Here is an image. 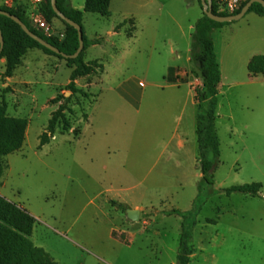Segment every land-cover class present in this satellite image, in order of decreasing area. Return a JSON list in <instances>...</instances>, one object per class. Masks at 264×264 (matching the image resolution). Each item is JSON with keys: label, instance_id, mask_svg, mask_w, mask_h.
<instances>
[{"label": "rangeland", "instance_id": "rangeland-1", "mask_svg": "<svg viewBox=\"0 0 264 264\" xmlns=\"http://www.w3.org/2000/svg\"><path fill=\"white\" fill-rule=\"evenodd\" d=\"M157 1L161 16L139 42L110 39L116 18L85 14L86 36L109 42L88 53L104 69L79 78L78 92L69 89L67 61L29 51L8 81L0 60V106L28 121L22 150L4 159L0 193L37 220L31 240L57 264H177L183 220L167 213L192 210L202 181L195 101L202 80L191 45L203 10L191 0ZM139 2L149 7L150 0ZM57 23L62 30L52 29L63 40L66 28ZM210 37L222 73L214 173L221 193L201 207L190 264H264V76L248 71L253 57L264 56V18L249 13ZM168 66L183 70L168 75ZM62 106L70 130L60 122L40 149ZM252 183L263 185L260 197L223 193ZM129 209L140 211V222L127 219Z\"/></svg>", "mask_w": 264, "mask_h": 264}, {"label": "trees", "instance_id": "trees-1", "mask_svg": "<svg viewBox=\"0 0 264 264\" xmlns=\"http://www.w3.org/2000/svg\"><path fill=\"white\" fill-rule=\"evenodd\" d=\"M247 2L233 15L241 12ZM203 10V17L195 25L192 35L191 61L200 74L202 85L195 90V101L198 105L196 133L200 157V170L202 181L198 186V197L194 202L193 209L188 212L173 210L167 213L169 216L182 218L181 236L177 251V264H190L191 257L195 253L193 244L194 229L201 207L213 196L220 194L214 189V173L220 164V141L216 130L219 88L222 82L221 68L218 63L215 45L210 37L214 29L228 23H217L210 20L204 14L201 0H198ZM111 0H86L83 12L75 10L70 0H57V7L67 18L82 27L85 48L75 60H68L53 53L51 50L40 45L29 37L22 28L11 18L0 15V30L4 38V49L0 60H5L3 78H13L17 69L22 66L23 60L29 51L40 50L45 55L67 61L72 65L69 89L78 92L76 81L95 75L104 67L99 61L85 62L86 50L93 45H99V40L90 41L84 36L83 17L84 13L96 14L103 18H109ZM0 11L10 13L18 17L31 32L58 48L61 53L72 56L79 48L78 31L62 21L54 12L51 0H45L40 6V11L49 23L53 19L60 20L65 28V37L59 40L56 37H47L42 31L34 27L29 16L16 7H0ZM213 12L216 15L227 17L230 15L219 13L213 4ZM249 13H255L264 17V8L254 4ZM248 13V14H249ZM251 76H264V56L253 57L248 64ZM60 122L64 124V131L70 130L68 121L64 115V107L53 115L49 121L46 132L41 136L40 149L48 144L54 137ZM28 121L21 118H13L7 115L6 107L0 106V177L5 171L4 159L22 150L27 136ZM263 185L260 183L245 184L225 189L226 196L242 194L248 197H260ZM202 197H204L202 199ZM37 220L22 207L0 196V264H57L44 249L36 247L31 240ZM126 234H121L120 239L125 240ZM113 237L118 238L116 232Z\"/></svg>", "mask_w": 264, "mask_h": 264}, {"label": "crops", "instance_id": "crops-1", "mask_svg": "<svg viewBox=\"0 0 264 264\" xmlns=\"http://www.w3.org/2000/svg\"><path fill=\"white\" fill-rule=\"evenodd\" d=\"M5 1L6 0H0V7L5 6ZM70 2H71V6L75 10H78L81 12L84 11L86 0H83V2L81 4H78L77 6L75 5L74 0H70ZM197 4L199 5L198 0H191L190 5L194 6ZM162 5H163L162 2H160V1L150 0L149 7L146 8V6L143 5L141 2H139V0H111V4H110L111 16L109 17V19L116 18V21L114 23H112L111 29L108 31V36L110 37V39L114 40V39H120L122 35H125L126 37H128L129 39H132L135 42H139L140 41L139 37L141 38L143 36L146 39H148V36L146 35L147 27L151 26L154 23V21L157 20V18H159L161 16ZM15 7L20 8L21 12L27 14L28 16H30V13L34 9V7L31 5V2L29 0H15ZM142 11H144V14L141 13ZM85 14H88V13H84V17H85ZM141 14H143V15H141ZM257 16H259V15H257ZM84 17H83V22H84ZM259 17H261V16H259ZM44 20H45V18H44ZM54 20H58V19H53L51 23L47 22L46 20L45 21L51 27L56 26L59 28V30H62V25H60L59 23L54 24ZM58 21L61 22L60 20H58ZM83 29H84V26H83ZM189 30H193L192 24L189 26ZM84 36L90 41L99 40L101 42L99 45L90 46L86 50L85 62L86 63H90L93 61H99L100 62L101 61L100 59L88 60L87 55H88V53H90L93 50H99V49L103 50L104 46L107 45L109 40L105 39L104 37L88 38L86 36L85 30H84ZM140 49L145 50L146 47L141 45ZM170 53L173 54L174 50L171 49ZM45 58L50 60V57H45ZM178 58H179V56H178ZM1 61H2V63L5 64V60H1ZM189 62H190V60H189ZM23 63H25V60H23ZM58 67H59V65H58ZM19 68H22V66ZM31 69L32 68L25 67L26 72L28 70H31ZM167 69H168V75L170 73L180 74L179 71L183 70L181 68L172 67V66H168ZM7 80L12 81V78L7 79ZM122 94L125 96V98L129 102L133 103L134 105H138L136 99L133 98V95L130 92L128 94H125L122 92ZM179 146L183 147L184 143L183 142L179 143ZM0 189H3V184H1V183H0ZM0 196L5 197L1 193H0Z\"/></svg>", "mask_w": 264, "mask_h": 264}, {"label": "water", "instance_id": "water-1", "mask_svg": "<svg viewBox=\"0 0 264 264\" xmlns=\"http://www.w3.org/2000/svg\"><path fill=\"white\" fill-rule=\"evenodd\" d=\"M201 2H202V6L204 8V14L210 20L217 22V23H231V22H235V21H240L249 13L251 7L254 4H259L264 8V0H250L244 6V8L241 10V12L239 14L223 17V16H219V15L214 14V12H213V1L212 0H201ZM51 3H52V7H53V10L56 13V15L62 21H64L66 24H68L69 26L73 27L74 29H76L78 31L79 48H78L77 52L72 56H67V55L61 53L58 48L52 46L51 44H49L48 42H46L45 40H43L42 38H40L39 36H37L36 34L31 32L29 30V28L18 17L13 16L10 13L4 12V11H0V15L7 16V17L11 18L15 23H17L22 28V30L29 37H31L32 39L37 41L40 45L44 46L45 48L51 50L53 53L60 55V56L64 57L65 59H68V60H75L80 56V54L83 52V50L85 48L82 27L80 25H78L77 23L73 22L72 20H70L69 18H67L63 13L60 12V10L57 7V0H51ZM3 49H4V38H3V35L1 33V30H0V55L2 54ZM126 216H127V219L129 221H131L132 223L140 222V219H141V213L139 210L129 209L126 211Z\"/></svg>", "mask_w": 264, "mask_h": 264}, {"label": "built area", "instance_id": "built-area-1", "mask_svg": "<svg viewBox=\"0 0 264 264\" xmlns=\"http://www.w3.org/2000/svg\"><path fill=\"white\" fill-rule=\"evenodd\" d=\"M34 7L30 13L29 20L31 24L42 31L47 37H55L56 33L52 27L44 20L40 11V6L45 0H29ZM213 4L219 13L227 15H233L241 9V7L247 2V0H212ZM5 6L15 7V0H6ZM63 37V36H61Z\"/></svg>", "mask_w": 264, "mask_h": 264}]
</instances>
